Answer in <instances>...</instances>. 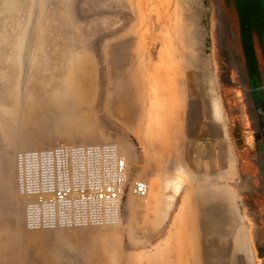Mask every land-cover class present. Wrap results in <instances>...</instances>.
Masks as SVG:
<instances>
[{
    "label": "rangeland",
    "instance_id": "374dc122",
    "mask_svg": "<svg viewBox=\"0 0 264 264\" xmlns=\"http://www.w3.org/2000/svg\"><path fill=\"white\" fill-rule=\"evenodd\" d=\"M213 17L211 0H0V264H146L142 245L123 248L127 234L160 233L143 227L159 220L161 183L180 179L169 163L188 96L189 252L202 244L204 264H260L235 190ZM77 143L143 160L148 196L130 194L129 176L119 226L27 231L17 153Z\"/></svg>",
    "mask_w": 264,
    "mask_h": 264
},
{
    "label": "built area",
    "instance_id": "2783aa9c",
    "mask_svg": "<svg viewBox=\"0 0 264 264\" xmlns=\"http://www.w3.org/2000/svg\"><path fill=\"white\" fill-rule=\"evenodd\" d=\"M17 195L30 232L119 226L129 184L126 159L117 146L58 144L17 153ZM149 185L135 180L130 194L145 199Z\"/></svg>",
    "mask_w": 264,
    "mask_h": 264
},
{
    "label": "flooded vegetation",
    "instance_id": "af4514ba",
    "mask_svg": "<svg viewBox=\"0 0 264 264\" xmlns=\"http://www.w3.org/2000/svg\"><path fill=\"white\" fill-rule=\"evenodd\" d=\"M220 99L237 164L235 190L253 249L264 264V44L238 0H211ZM242 14V13H241Z\"/></svg>",
    "mask_w": 264,
    "mask_h": 264
},
{
    "label": "crops",
    "instance_id": "0c3cea01",
    "mask_svg": "<svg viewBox=\"0 0 264 264\" xmlns=\"http://www.w3.org/2000/svg\"><path fill=\"white\" fill-rule=\"evenodd\" d=\"M180 120L182 123L181 142L177 144V147H171L176 150V157L171 158L169 163L172 173L180 175V179L170 180L169 183L168 181L161 183V187L158 190L162 201L159 206L161 209L159 220L145 223L143 227V229L156 230L160 231V233L159 235L155 233L149 234L143 241H135L129 238V234H127V244L124 245L125 249L123 248V257L126 255L129 257L130 254L135 253L133 252V244H137L143 246L141 250H138V259L140 262L143 261L146 264L162 262L170 264L179 262L192 264L194 261H197L198 264L205 263L206 250L202 244L197 245L198 251L195 258L193 253L189 252V229L194 228L191 221H189V96L186 101L185 112L180 116ZM125 159L128 164V169L131 168L130 179L139 180L137 179L136 170L140 171V169L144 168L145 162L143 160L129 162L126 157ZM174 182L180 185L179 192L176 194L174 193ZM169 184L170 187H168ZM144 203L147 204L148 202L145 201ZM144 212L147 213L146 208ZM128 229L129 226L126 225L125 230ZM174 231L183 232L175 233ZM177 234L180 235L179 238L175 237ZM87 235L95 237L97 234L89 232Z\"/></svg>",
    "mask_w": 264,
    "mask_h": 264
},
{
    "label": "water",
    "instance_id": "95a60500",
    "mask_svg": "<svg viewBox=\"0 0 264 264\" xmlns=\"http://www.w3.org/2000/svg\"><path fill=\"white\" fill-rule=\"evenodd\" d=\"M241 13L238 17H252L253 36L260 45L264 44V0H238Z\"/></svg>",
    "mask_w": 264,
    "mask_h": 264
},
{
    "label": "bare ground",
    "instance_id": "6f19581e",
    "mask_svg": "<svg viewBox=\"0 0 264 264\" xmlns=\"http://www.w3.org/2000/svg\"><path fill=\"white\" fill-rule=\"evenodd\" d=\"M214 108H215L216 116L219 117L220 116V110H219L220 108L218 106H216V107L214 106ZM179 189H180L179 183H174V193L175 194L179 192Z\"/></svg>",
    "mask_w": 264,
    "mask_h": 264
}]
</instances>
